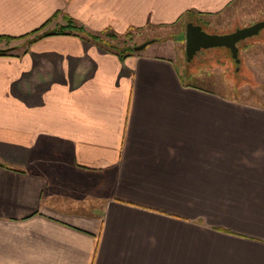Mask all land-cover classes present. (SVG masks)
<instances>
[{
    "label": "crops",
    "instance_id": "crops-1",
    "mask_svg": "<svg viewBox=\"0 0 264 264\" xmlns=\"http://www.w3.org/2000/svg\"><path fill=\"white\" fill-rule=\"evenodd\" d=\"M243 2L0 0V264H264V106L115 45Z\"/></svg>",
    "mask_w": 264,
    "mask_h": 264
},
{
    "label": "rangeland",
    "instance_id": "rangeland-1",
    "mask_svg": "<svg viewBox=\"0 0 264 264\" xmlns=\"http://www.w3.org/2000/svg\"><path fill=\"white\" fill-rule=\"evenodd\" d=\"M240 5L232 16L215 18L206 25H202L203 28L209 33H228L238 27L264 20V0H246ZM186 27L187 25L174 26L163 31L159 30L156 34L153 33L155 29L149 28L142 35H129L125 43L118 39L115 45L126 52L147 42V37L150 35H157L155 37L160 39L151 43L143 51L153 49L163 52L164 48H167L166 50H169L173 57L176 56L178 65L183 69L184 77L191 84L201 85L246 103L264 106V29L258 35L242 40L238 44L240 47V62H238L227 47L202 49L190 60L186 51ZM46 162L55 174L58 170L54 169L57 168L55 165L60 163L54 160ZM62 168H65L69 174L70 169ZM70 174L75 173L71 170Z\"/></svg>",
    "mask_w": 264,
    "mask_h": 264
},
{
    "label": "water",
    "instance_id": "water-1",
    "mask_svg": "<svg viewBox=\"0 0 264 264\" xmlns=\"http://www.w3.org/2000/svg\"><path fill=\"white\" fill-rule=\"evenodd\" d=\"M264 29V20L257 21L251 25L238 27L236 30L228 33H209L201 24L189 22L186 27V51L188 58L191 60L202 49L214 47H227L233 57L240 62L239 58V43L242 40L258 35ZM155 40L144 42L135 47L136 51L145 49L150 43Z\"/></svg>",
    "mask_w": 264,
    "mask_h": 264
},
{
    "label": "trees",
    "instance_id": "trees-1",
    "mask_svg": "<svg viewBox=\"0 0 264 264\" xmlns=\"http://www.w3.org/2000/svg\"><path fill=\"white\" fill-rule=\"evenodd\" d=\"M68 26V28H71V29H73V28H77L75 25H73V24H70V25H67ZM97 37V36H96ZM155 41H157V39L155 40ZM0 53H3L1 50H0Z\"/></svg>",
    "mask_w": 264,
    "mask_h": 264
},
{
    "label": "flooded vegetation",
    "instance_id": "flooded-vegetation-1",
    "mask_svg": "<svg viewBox=\"0 0 264 264\" xmlns=\"http://www.w3.org/2000/svg\"><path fill=\"white\" fill-rule=\"evenodd\" d=\"M232 52V51H231ZM232 55H233V53H232Z\"/></svg>",
    "mask_w": 264,
    "mask_h": 264
}]
</instances>
